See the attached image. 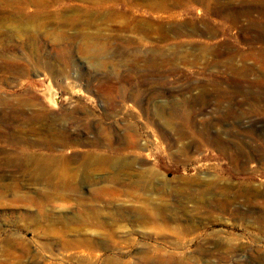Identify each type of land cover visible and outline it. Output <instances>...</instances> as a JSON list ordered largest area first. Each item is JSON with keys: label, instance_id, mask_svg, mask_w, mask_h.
<instances>
[{"label": "rangeland", "instance_id": "374dc122", "mask_svg": "<svg viewBox=\"0 0 264 264\" xmlns=\"http://www.w3.org/2000/svg\"><path fill=\"white\" fill-rule=\"evenodd\" d=\"M261 20L264 0H0V264H264V198L202 193L212 170L229 197L264 188V41L242 29ZM211 123L247 160H179L193 139L160 131ZM127 126L141 160L98 163Z\"/></svg>", "mask_w": 264, "mask_h": 264}, {"label": "bare ground", "instance_id": "6f19581e", "mask_svg": "<svg viewBox=\"0 0 264 264\" xmlns=\"http://www.w3.org/2000/svg\"><path fill=\"white\" fill-rule=\"evenodd\" d=\"M223 17L226 18V19H233L234 18L233 16H223ZM206 29L208 30V32L210 34H213L212 31H214L213 29H215V28H212L211 25H209ZM242 29L245 32H247L249 35H252V37H253L252 40H255V41H264V22L262 20L260 22H258V23H251L250 25H248L247 27H243ZM174 30L177 31V28L175 27ZM223 49H221L222 52H223ZM256 55L258 57V60H261V58L259 59V57H264V52L263 53L260 52V53H258ZM245 70H246V68H245ZM259 70H261V69H259ZM232 71L234 73H238V69H236V68H232ZM253 71H254V68H253ZM253 71H251V72H253ZM258 73H260V72H258ZM260 74H261L260 77L262 76L263 77L262 79L264 80V71L261 72ZM255 77H258V76H255ZM262 79L260 81H262ZM232 81L234 82V84L235 83H239L238 79L236 80V78H233ZM209 89H210V87H209ZM219 91H220V89H219ZM129 98L131 100L133 99L132 97H129ZM188 105L189 104L182 102V103L176 104L172 108L173 109H176L177 110L176 112H180L181 116L184 117V116H187L189 114L187 111L189 110V106H191V105H189V106ZM124 107H126V106H124ZM143 109H144V114H145V108H143ZM164 111H165V107L161 106V107H159L156 115L160 118V117H162ZM189 115H191V114H189ZM207 125H208V123H207ZM204 127L206 128V126H204ZM130 128H131V126H127V128H125V132L123 134L120 133V134H117L116 135V141H117L118 145H120V147L118 149H115L112 152H110V155L109 156H103V157L102 156H99L98 157V163H105V164H107V163H120L119 160L125 161L126 160V156H128V155H131L130 157H133L132 159H130L132 162L141 160V155L139 153V150L145 149V143H143V144L139 143L138 137L137 136L136 137L133 136L132 132H134V131L132 129H130ZM203 129H202V131H200V132L197 131L198 133H194V134H190V131L187 132L188 131L187 129H186L187 131L181 130L180 132L177 133V135H178L179 138L178 139H175L173 137L171 131H169L166 128V126H163V125L160 126V131H161V133L163 135V138L167 142H169V145H170V148L171 149H173L174 147H177L178 146V142H179L180 139H188L189 140L190 137L193 139V141L192 142H189L187 145H183L181 148H177V151H175L176 152L175 155L171 153L172 156H176L179 160H182V158L183 159L185 158L187 160L188 158H190L191 153H199V152H202L205 149V147H208V146H210V147L214 148L216 151L222 153L231 163H234V162L237 163V162H239L240 159L241 160H243V159L247 160V157L244 154V151L245 150L242 148V146H240L239 143H232L228 138H224L222 132L215 133V132H212L211 131V129H212V123H211V126H207V129H205V130H203ZM195 137H199L201 139L199 140V139H196ZM235 138H238V137H235ZM130 139L132 141H130ZM110 141H113L112 138H107V137H104L103 138L102 137L101 139H99V141L96 142V145H101V146L108 145V143ZM260 148H261V146H260ZM260 150H257V152L260 151ZM261 152H262V150H261ZM251 153L253 155L254 151H251ZM252 155H250V156L247 155V156L249 158ZM258 156L260 157V155H258ZM131 161L129 162V164H126L127 162L125 161L124 162L125 163L124 165L131 166V164H132ZM260 161H261V159H260ZM250 162H251V160L249 162H247V163H250ZM203 166H205V165H203ZM46 169H47L46 166H42L40 168V170H46ZM211 170H209V171H211ZM144 171H145V175H148V176H152L153 177V175L155 176V174H156V172L153 169H151L150 167L149 168L148 167H145V170ZM211 174H212L211 175V178H209L208 179L209 181L208 182L206 181L207 183L205 184V186L207 187V188H205L206 189V192H204L202 190L203 191L202 193H204V197H203L204 198V203H206L210 207L217 208V209L222 208V207L223 208H228L231 205H233L234 203H237V200L239 201V199H242L244 203L245 202L246 203H254V199H256V198H258V197H261L262 199L264 198V188H263V186L260 189L259 188L256 189L251 184L252 181L251 182H249V181L248 182L247 181L246 182L243 181V183H245V184H242L241 186L239 185L240 186V187L238 186L239 189H237L235 192H233V196L232 197H229L228 194L230 193L229 190H230V187L231 186L224 184L223 183V182H225L224 181V178L219 177V176L217 177V175L213 173V170H212V173ZM205 178H208V176L205 177ZM202 185H203V183H202ZM231 185H233V184H231ZM201 188H202V186H201ZM215 192H220V195H223L224 196V199H222V198L221 199H217L214 196V193ZM225 192H227V193H225ZM262 204H264V200H263V202H261V205ZM204 206H206V205L204 204Z\"/></svg>", "mask_w": 264, "mask_h": 264}, {"label": "crops", "instance_id": "0c3cea01", "mask_svg": "<svg viewBox=\"0 0 264 264\" xmlns=\"http://www.w3.org/2000/svg\"><path fill=\"white\" fill-rule=\"evenodd\" d=\"M220 16H227L224 12L218 13ZM235 13H232L231 15H234Z\"/></svg>", "mask_w": 264, "mask_h": 264}]
</instances>
